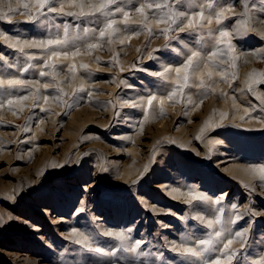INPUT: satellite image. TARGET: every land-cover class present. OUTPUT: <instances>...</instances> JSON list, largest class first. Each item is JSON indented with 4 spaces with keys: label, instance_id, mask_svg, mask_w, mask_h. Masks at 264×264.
Returning <instances> with one entry per match:
<instances>
[{
    "label": "rangeland",
    "instance_id": "obj_1",
    "mask_svg": "<svg viewBox=\"0 0 264 264\" xmlns=\"http://www.w3.org/2000/svg\"><path fill=\"white\" fill-rule=\"evenodd\" d=\"M3 1L0 264H264V0Z\"/></svg>",
    "mask_w": 264,
    "mask_h": 264
},
{
    "label": "snow or ice",
    "instance_id": "obj_2",
    "mask_svg": "<svg viewBox=\"0 0 264 264\" xmlns=\"http://www.w3.org/2000/svg\"><path fill=\"white\" fill-rule=\"evenodd\" d=\"M111 2H112V0H105V2H101L98 6L89 5V7L90 8H93L94 11H96V12H101L105 8H107L108 7V4L111 3ZM37 3L39 5V7L42 8V7H44L45 0H37ZM24 7H27V5H24ZM149 7H151V5H149ZM156 7L157 8H160L161 5L157 4ZM140 11L142 12L143 10L141 9ZM81 14L83 15V13H81ZM191 26H192V22L189 21V27H191ZM108 27L109 28H112V25L109 24ZM103 35H105V34L102 32L101 33V36H103ZM222 35L223 36H227L228 34L227 33H222ZM49 43H51V42H49ZM44 46H46V45H44ZM92 47H95V45H93ZM195 55H196V53H193V56H195ZM190 65H191V60H189L188 64L185 65V68H184L185 73L187 72V70L190 67ZM165 71H167V69ZM176 71H177V73H179L181 70L180 69H177ZM158 75H159V73H158ZM184 79H185V81L187 80V75L184 76ZM149 103H151V101H149ZM259 171L262 174H264V168L260 169ZM262 178H264V176H262ZM109 235H112V234L109 233ZM118 238L121 239V240L124 239V237H123L122 234H118ZM209 242L210 241L202 240L200 243L206 245ZM229 244H231V241H229ZM225 247H228V245H225ZM95 251L100 252V249H96ZM183 251L186 252V253H191L192 255H197V253L193 249H191V248H185ZM217 264H219V261H217Z\"/></svg>",
    "mask_w": 264,
    "mask_h": 264
},
{
    "label": "bare ground",
    "instance_id": "obj_3",
    "mask_svg": "<svg viewBox=\"0 0 264 264\" xmlns=\"http://www.w3.org/2000/svg\"><path fill=\"white\" fill-rule=\"evenodd\" d=\"M2 1H3V0H2ZM10 1H11V0H10ZM13 1H14V0H13ZM67 1H68V0H67ZM78 1H79L80 3L83 4V2H81V0H78ZM89 1H90V0H89ZM99 1H100V0H99ZM15 2H18V1H14V3H15ZM27 2H29V0H28ZM65 2H66V1H65ZM70 2H71V1H68V2H66V4L69 3V6H72V5H70ZM93 2H94V0H93ZM97 2H98V0H97ZM3 3H5V2L3 1ZM11 3H12V2H10V4H11ZM20 3H22V0H21ZM36 3H37V2H36ZM71 3H72V2H71ZM84 3H85V2H84ZM89 3H90V2H89ZM89 3H88V4H89ZM6 4H7V3H6ZM15 4H16V3H15ZM17 4L20 5L19 3H17ZM30 4H31V3H30ZM61 4H62V3H61ZM96 4H97V3H96ZM4 5H5V4H4ZM13 5H14V4H13ZM33 5H35V4H33ZM64 5H65V4H64ZM73 5H74V4H73ZM85 5H86V4H85ZM1 6H3V5H1ZM5 6H6V5H5ZM5 6H4V7H5ZM35 6H36V5H35ZM67 6H68V5H67ZM87 6H88V5H86V7H87ZM19 7H20V6H19ZM50 7L52 8L53 6H50ZM54 7H55V6H54ZM54 7H53V8H54ZM57 7H58V6H57ZM57 7H56L55 9H57ZM64 7H65V6H64ZM1 8H2V7H1ZM1 8H0V10H1ZM5 8H6V7H5ZM10 8L13 9V6L10 7ZM32 8H33V7H32ZM58 8H59V7H58ZM87 8H88V7H87ZM2 9L4 10V8H2ZM61 9H64V8H61ZM61 9L59 8L60 11H61ZM83 9H86V8L84 7ZM3 10H2L1 12H5V10H4V11H3ZM10 10H11V9H10ZM57 10H58V9H57ZM87 10H88V9H87ZM85 11H86V10H85ZM24 13H25V12H24ZM140 13H141V12H140ZM27 14H28V13H27ZM27 14H26V15H27ZM137 14H138V13H137ZM137 14H136V15H137ZM22 15H23V13L21 14V17H22ZM26 15L24 14V16H26ZM144 15H145V14H144ZM16 16H17V15H16ZM141 16H142V15H141ZM21 17H20V18H21ZM138 17H140L139 14H138ZM143 17H144V16H143ZM135 18H137V17H135ZM140 18H141V17H140ZM140 18H139V19H140ZM137 19H138V18H137ZM142 19H143V18H142ZM144 20H145V19H144ZM146 20H147V19H146ZM149 21H150V20H149ZM149 21H148V22H149ZM143 22H144V21H143ZM145 22H147V21H145ZM145 22H144V23H145ZM149 24H150V23H149ZM1 27H2V26H1ZM5 30H6V29H5ZM5 30H4V31H5ZM5 37H6V36H5ZM1 38H4V37H1ZM1 38H0V39H1ZM9 39H10V38H9ZM2 40H3V39H2ZM11 40H12V38H11ZM11 40H10V41H11ZM15 40H16V39H15ZM23 40H24V39H23ZM18 41H19V40H18ZM21 41H22V40H21ZM25 41H27V40H25ZM29 41H30V40H29ZM40 41H41V40H40ZM14 42H15V41H14ZM19 43H20V42H19ZM21 43H22V42H21ZM23 43H25V42L23 41ZM27 43H28V42H27ZM8 44H9V43H8ZM32 44H33V43H32ZM32 44H31V45H32ZM37 44H38V43H37ZM37 44H36V45H37ZM25 45H26V44H25ZM34 45H35V44H34ZM36 45H35V46H36ZM39 45L42 46V44H39ZM29 46H30V44H29ZM27 47H28V46H27ZM62 51H63V50H62ZM69 51H70V50H69ZM71 51H72V50H71ZM56 55H57V54H56ZM237 65H238V64H237ZM232 66H233V65H232ZM235 66H236V65H235ZM234 69H235V68H234ZM236 70H237V69H236ZM231 71H232V70H231ZM233 73H234V72H233ZM236 73H237V72H235V74H236ZM207 77H208V76H207ZM200 79H201V76H200ZM208 79H209V78H208ZM208 79H207V81H208ZM210 79H211V78H210ZM204 81H205V79H204ZM209 81H210V80H209ZM209 81H208V82H209ZM211 81H212V80H211ZM212 83H213V82H212ZM33 84H34V83H33ZM207 84H208V83H207ZM210 84H211V83H210ZM234 106H235V105H234ZM209 107H210V106H209ZM236 110H237V109H236ZM149 114H151V113H149ZM242 114H243V113H242ZM243 115H244V114H243ZM248 116H249V115H248ZM205 127H206V126H205ZM45 169H46V168H45ZM71 169H72V168H71ZM73 169H74V168H73ZM260 169H261V168H260ZM59 170H60V169H59ZM258 170H259V169H258ZM67 171H68V170H67ZM54 176H55V175H54ZM160 187H161V186H160ZM168 194H169V193H168ZM171 195H172V194H170V196H171ZM174 195H175V194H174ZM183 195H184V194H183ZM172 196H173V195H172ZM175 196H176V195H175ZM187 196H188V195H187ZM184 197H185V196H184ZM186 198H189V197H186ZM73 231H74V230H73ZM78 234H79V233H78ZM80 235H81V234H80ZM125 235H126V234H125ZM125 235L123 234V236H125ZM78 236H79V235H78ZM82 236H83V235H82ZM237 237H238V236H237ZM79 238H80V237H79ZM79 238H78V239H79ZM84 239H85V238H84ZM237 241H238V240H237ZM236 243H237V242H236ZM175 245H176V244H175ZM181 245H184V244H182V242H181ZM234 245H235V243H234ZM185 246H186V245H185ZM186 248H187V247H186ZM225 259H226V257H225ZM256 260H257V259H256ZM219 261H220V260H219ZM223 261H224V260H223ZM230 261H231V260H230Z\"/></svg>",
    "mask_w": 264,
    "mask_h": 264
}]
</instances>
